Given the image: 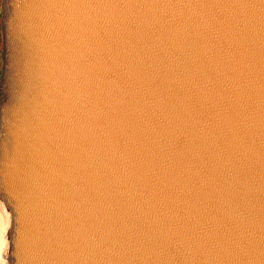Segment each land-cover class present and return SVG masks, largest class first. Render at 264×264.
<instances>
[{
    "label": "water",
    "instance_id": "water-1",
    "mask_svg": "<svg viewBox=\"0 0 264 264\" xmlns=\"http://www.w3.org/2000/svg\"><path fill=\"white\" fill-rule=\"evenodd\" d=\"M8 264H264V0H1Z\"/></svg>",
    "mask_w": 264,
    "mask_h": 264
},
{
    "label": "bare ground",
    "instance_id": "bare-ground-1",
    "mask_svg": "<svg viewBox=\"0 0 264 264\" xmlns=\"http://www.w3.org/2000/svg\"><path fill=\"white\" fill-rule=\"evenodd\" d=\"M11 220L3 223L0 219V264H8L9 227Z\"/></svg>",
    "mask_w": 264,
    "mask_h": 264
},
{
    "label": "rangeland",
    "instance_id": "rangeland-1",
    "mask_svg": "<svg viewBox=\"0 0 264 264\" xmlns=\"http://www.w3.org/2000/svg\"><path fill=\"white\" fill-rule=\"evenodd\" d=\"M0 219L4 222L11 220V212L5 205V203L0 199Z\"/></svg>",
    "mask_w": 264,
    "mask_h": 264
},
{
    "label": "flooded vegetation",
    "instance_id": "flooded-vegetation-1",
    "mask_svg": "<svg viewBox=\"0 0 264 264\" xmlns=\"http://www.w3.org/2000/svg\"><path fill=\"white\" fill-rule=\"evenodd\" d=\"M0 6H1V0H0Z\"/></svg>",
    "mask_w": 264,
    "mask_h": 264
}]
</instances>
